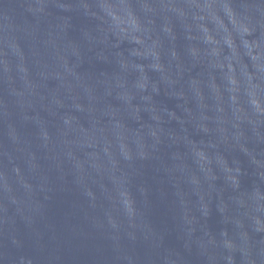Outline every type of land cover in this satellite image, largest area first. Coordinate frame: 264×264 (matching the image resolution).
Wrapping results in <instances>:
<instances>
[{
	"label": "water",
	"instance_id": "obj_1",
	"mask_svg": "<svg viewBox=\"0 0 264 264\" xmlns=\"http://www.w3.org/2000/svg\"><path fill=\"white\" fill-rule=\"evenodd\" d=\"M0 264H264V0H0Z\"/></svg>",
	"mask_w": 264,
	"mask_h": 264
}]
</instances>
